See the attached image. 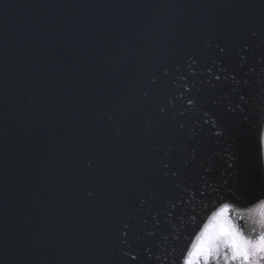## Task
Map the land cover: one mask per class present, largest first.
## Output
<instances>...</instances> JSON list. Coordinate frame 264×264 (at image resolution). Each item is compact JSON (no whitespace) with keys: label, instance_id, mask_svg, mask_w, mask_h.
Returning a JSON list of instances; mask_svg holds the SVG:
<instances>
[{"label":"water","instance_id":"1","mask_svg":"<svg viewBox=\"0 0 264 264\" xmlns=\"http://www.w3.org/2000/svg\"><path fill=\"white\" fill-rule=\"evenodd\" d=\"M261 124L264 0H0V264H167Z\"/></svg>","mask_w":264,"mask_h":264},{"label":"clouds","instance_id":"2","mask_svg":"<svg viewBox=\"0 0 264 264\" xmlns=\"http://www.w3.org/2000/svg\"><path fill=\"white\" fill-rule=\"evenodd\" d=\"M259 140L264 170V124ZM188 221L191 229L180 237L179 250L170 251L174 258H165L167 264H264V195L245 202L221 197Z\"/></svg>","mask_w":264,"mask_h":264}]
</instances>
